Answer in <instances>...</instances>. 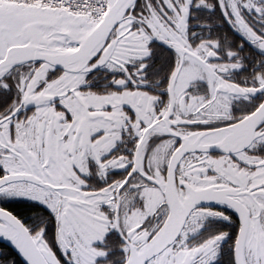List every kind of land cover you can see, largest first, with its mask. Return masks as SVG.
<instances>
[{
    "label": "snow or ice",
    "instance_id": "6c2138e0",
    "mask_svg": "<svg viewBox=\"0 0 264 264\" xmlns=\"http://www.w3.org/2000/svg\"><path fill=\"white\" fill-rule=\"evenodd\" d=\"M0 264H264V0H0Z\"/></svg>",
    "mask_w": 264,
    "mask_h": 264
},
{
    "label": "flooded vegetation",
    "instance_id": "af4514ba",
    "mask_svg": "<svg viewBox=\"0 0 264 264\" xmlns=\"http://www.w3.org/2000/svg\"><path fill=\"white\" fill-rule=\"evenodd\" d=\"M0 244H3L2 242H0Z\"/></svg>",
    "mask_w": 264,
    "mask_h": 264
},
{
    "label": "water",
    "instance_id": "95a60500",
    "mask_svg": "<svg viewBox=\"0 0 264 264\" xmlns=\"http://www.w3.org/2000/svg\"><path fill=\"white\" fill-rule=\"evenodd\" d=\"M0 242H2V243H3V241H0Z\"/></svg>",
    "mask_w": 264,
    "mask_h": 264
}]
</instances>
